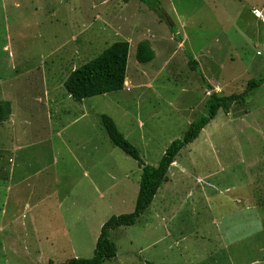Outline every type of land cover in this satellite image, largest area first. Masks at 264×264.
<instances>
[{"label":"rangeland","instance_id":"obj_1","mask_svg":"<svg viewBox=\"0 0 264 264\" xmlns=\"http://www.w3.org/2000/svg\"><path fill=\"white\" fill-rule=\"evenodd\" d=\"M106 2L0 0V101L11 104L0 122V264L91 258L99 222L133 211L141 170L100 115L156 166L210 94L264 78V23L251 13L264 0H152L155 10ZM143 40L155 53L145 64L135 58ZM116 41L129 43L124 91L72 99L69 73ZM176 161L182 174L168 171L138 221L110 231L117 251L106 264H264V82L246 106L220 110ZM14 163L34 184L16 199ZM24 200H46L49 211L31 206L14 219Z\"/></svg>","mask_w":264,"mask_h":264},{"label":"trees","instance_id":"obj_2","mask_svg":"<svg viewBox=\"0 0 264 264\" xmlns=\"http://www.w3.org/2000/svg\"><path fill=\"white\" fill-rule=\"evenodd\" d=\"M122 1L127 2L128 0ZM139 1L151 5V8L155 10L156 5L152 0ZM161 13L164 14L158 8L160 20L162 17ZM165 17L171 34L175 36L174 25L171 24L166 15ZM128 53L129 43L127 41L112 43L96 57L69 73L63 83L65 91L72 99L78 102L86 98L121 91L125 85ZM154 57L155 53L148 40L140 41L137 44L135 58L138 63H149ZM188 65L190 69L198 72L197 62L194 59H190ZM201 80L204 81L203 77ZM263 82L264 78L259 80L250 79L245 89L239 94L228 96L210 94L205 101V114L189 124L181 139H176L167 146L156 166L147 165L141 159L138 150L126 140L111 117L105 114L100 115L101 125L110 142L125 155L135 160L141 170L135 205L132 212L111 216L102 224L91 258L73 257L65 264H106L107 261L113 259L116 256L117 249L114 242L110 239V231L119 227L134 225L145 210L149 208L159 188L166 181L169 168L176 161L179 152L198 138L201 131L217 116L220 110L228 113L233 106H246L253 90L257 89ZM10 114V102L0 101V122L6 121ZM47 264L54 263L49 261ZM146 264L152 263L146 262Z\"/></svg>","mask_w":264,"mask_h":264},{"label":"crops","instance_id":"obj_3","mask_svg":"<svg viewBox=\"0 0 264 264\" xmlns=\"http://www.w3.org/2000/svg\"><path fill=\"white\" fill-rule=\"evenodd\" d=\"M46 1V0H44ZM128 2V1H127ZM100 6H106L108 3L106 2V0H94V6L95 8H98V5ZM17 4V3H16ZM127 4V3H125ZM17 6V5H16ZM44 6L43 3H39V7H42ZM262 7H259L258 5H254L253 9H251V13H252V10H258V11H261ZM262 12L264 13V11L262 10ZM262 23V22H261ZM150 41V46L152 48V44H151V40ZM154 44V42H153ZM154 51V50H153ZM75 69V68H74ZM127 80V75H126V79ZM126 83V81L124 82ZM124 91V88L122 89ZM65 100H68V97H66ZM81 102V101H80ZM134 102V101H133ZM147 102V101H146ZM145 102V103H146ZM135 103V102H134ZM54 105H55V110L56 111H61L59 110L60 109V103H58L57 101H54ZM16 111V110H15ZM21 116V115H20ZM19 116V117H20ZM49 118L50 120L51 119H54V120H57L56 116L52 115V113H49ZM191 123V122H190ZM190 123H187V126H189ZM14 125H15V122H14ZM203 131V130H202ZM20 150V148L18 146H14V155ZM175 164L177 163V161L174 162ZM18 168H19V165L15 164L14 163V199L18 198V196H21V194H24V191L22 189V187H25L27 188V186H32L34 185L31 181H30V178H27L25 177L24 175H22L21 177L20 176H15L16 174V171H18ZM172 169L176 170L179 174H182L179 167H174L173 165L169 168V170L171 171ZM88 176V172L87 171H84V175H82L81 179H79L78 181H82L83 178L87 177ZM4 181V180H3ZM30 184V185H29ZM157 195V194H156ZM32 197V196H31ZM29 198V197H28ZM27 200V199H26ZM26 200H24V203H23V207H19L18 206H14L15 209H17V213L15 214L14 216V219L17 218V219H26L25 216H27L28 214V210L31 209V206H33V209H36V208H39V210H42V211H39L41 212L42 214H47L48 211H49V206H41L39 203H42V204H45L46 200H39L38 202L34 203L33 205L31 204L32 202H27ZM154 200V199H153ZM19 203V202H18ZM46 205V204H45ZM32 218V217H31ZM102 226V221L99 222L98 226H97V229L95 231V234H94V238H93V245L95 247V243H96V240L99 236V233H100V228ZM66 235L67 232H66Z\"/></svg>","mask_w":264,"mask_h":264},{"label":"built area","instance_id":"obj_4","mask_svg":"<svg viewBox=\"0 0 264 264\" xmlns=\"http://www.w3.org/2000/svg\"><path fill=\"white\" fill-rule=\"evenodd\" d=\"M252 15L264 23V13L262 11L252 10Z\"/></svg>","mask_w":264,"mask_h":264},{"label":"clouds","instance_id":"obj_5","mask_svg":"<svg viewBox=\"0 0 264 264\" xmlns=\"http://www.w3.org/2000/svg\"><path fill=\"white\" fill-rule=\"evenodd\" d=\"M263 23V22H262Z\"/></svg>","mask_w":264,"mask_h":264}]
</instances>
